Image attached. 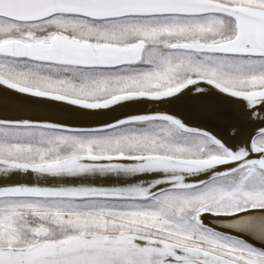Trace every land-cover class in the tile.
<instances>
[{"label":"snow or ice","instance_id":"1","mask_svg":"<svg viewBox=\"0 0 264 264\" xmlns=\"http://www.w3.org/2000/svg\"><path fill=\"white\" fill-rule=\"evenodd\" d=\"M0 264H264V0H0Z\"/></svg>","mask_w":264,"mask_h":264},{"label":"bare ground","instance_id":"2","mask_svg":"<svg viewBox=\"0 0 264 264\" xmlns=\"http://www.w3.org/2000/svg\"><path fill=\"white\" fill-rule=\"evenodd\" d=\"M52 163H55V162H52ZM27 179V182H34V183H43L44 182V178L43 177H40V176H29L26 178ZM222 230H227V229H222Z\"/></svg>","mask_w":264,"mask_h":264}]
</instances>
